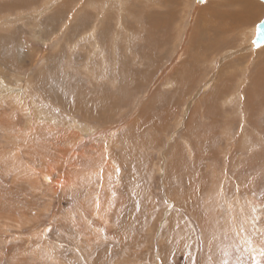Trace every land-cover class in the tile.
<instances>
[{"label":"rangeland","instance_id":"1","mask_svg":"<svg viewBox=\"0 0 264 264\" xmlns=\"http://www.w3.org/2000/svg\"><path fill=\"white\" fill-rule=\"evenodd\" d=\"M109 1L42 0L39 5L50 4L46 10L0 15V38H10V43L0 46L1 86L10 87L17 97L34 95L30 92L34 78L43 67L47 71L57 67L63 70H60L63 75L78 80L88 78L81 71L86 62L87 75L93 71L97 77L98 66L89 61V50H95L92 46L95 41L82 40L87 34L78 35L70 44L66 40L71 22L83 16H91L84 32L100 30L104 19L113 14ZM229 1L204 0L197 5L196 0H171L170 3L169 0H126L124 8L114 7L126 25H134L142 6L154 11V16L161 15L163 20L165 17L174 20L175 24L169 34L172 44L167 46L164 61L149 83L135 90L128 107L124 108L128 104L123 102L119 105L128 116L122 111L121 115L114 116L113 124L101 120L91 123L80 114L67 115L57 106L34 97L29 103L32 111L23 105L20 113L8 103L0 104V264H264V53H260L264 44L256 50L251 44L255 27L264 19V3L259 0H250L259 7V15L251 24L248 17L244 24H234V31L220 39V48L202 57L193 71L196 78L192 92L180 100L164 128L151 133L154 136L148 140L152 148L147 163L143 172L133 174L139 180L140 193L147 204L134 213L138 216V229L132 235L119 240L115 236L118 202L114 198L116 192L107 191L122 175L118 170L110 169L104 175L102 189L99 182L90 184L89 188H84L86 185L81 182L82 187L54 193L44 178L46 161H52L54 167L62 162L56 157L59 146L69 149L77 144L74 152L78 153L100 144L105 160L109 161L113 154L117 156L125 139L123 133L131 129L143 106L169 78L170 71L186 58L196 56L192 50L190 57L186 52L207 5L208 13L216 20L217 11L232 14L239 11ZM58 8L63 12L49 26L50 32L42 31L38 21L51 17ZM70 53L87 54L88 60L78 57L75 61V55L70 57ZM57 55L60 58L54 61L52 57ZM109 56L108 71L113 72L116 62L123 60H115L111 53ZM92 61L100 59L93 57ZM68 63L73 64L70 67ZM72 84L75 85L74 79ZM101 84L112 83L104 79ZM92 85L87 81L83 87L93 88ZM72 88L79 89L77 85ZM107 91L108 95L112 92ZM204 98L209 101L207 109L201 110ZM7 99L3 100L9 102ZM38 109L41 115L46 113L44 118L49 121L42 124L51 127L52 138L46 135L42 138L41 123H37L33 135L27 136L23 131H28L25 120L32 112L39 116ZM15 122L18 128L13 125ZM10 123L11 129L6 128ZM87 123L98 134L107 129L108 139L102 133L96 138L88 137ZM55 134L77 139L72 144L68 137L67 146L54 140ZM177 146L183 171L179 168ZM51 151H55V157ZM90 157L95 158L94 152L90 151ZM70 158L68 165L75 159ZM82 166L86 167V163ZM64 171L58 167L54 178ZM78 173L85 178L84 171ZM96 202H102L97 209Z\"/></svg>","mask_w":264,"mask_h":264},{"label":"bare ground","instance_id":"2","mask_svg":"<svg viewBox=\"0 0 264 264\" xmlns=\"http://www.w3.org/2000/svg\"><path fill=\"white\" fill-rule=\"evenodd\" d=\"M41 1L42 0H0V15L1 17L5 14L14 16L22 11L25 12L30 10H46L50 4L46 3L44 5H39ZM110 1L109 2L112 5L113 17L107 15L108 17L104 19L103 27L100 30L94 29L90 32H84L86 30V25L89 24V21H91V16L90 18L87 16H83L80 19L74 18L76 22L72 20L73 22H71L72 25L71 27H69L70 30L66 40V43L70 44L74 42L73 38L77 37L78 35L87 34V36L82 40H91V42L95 41L92 45L95 47V50L93 52L89 50V61H91L90 63H94V65L98 66L97 69L99 72H96L97 77L94 76L95 72L93 71L91 72L93 74H90L89 72V75H87L88 70L86 66L89 67V65L86 61V66L83 64L84 66L81 71L85 74V76H88V78L86 77L80 79L78 77V80L76 77L63 75L60 71L62 69L58 70L57 67H52L53 70H51L50 68L49 71H47V67L45 66L42 68V70L40 69V72H38L36 77L34 78L33 88L32 91H30L31 93H34V95L26 94L25 96L19 95L17 97V95L14 94V91H11L10 87L4 84H2L1 86L0 84L2 88V90L0 91L1 106L8 103L9 105H12V107H14V111L19 109L20 112L22 109H24V106L26 107L27 111H32L31 107H29V103L30 98L33 99L34 97L39 98L40 101H45L46 104H50V106H57L61 112H64L67 115L76 116V114H80V116L82 115L86 120L91 121V123L101 120L105 124H113L116 120L114 119V116L116 117L118 115H121L122 111L125 112V110L120 107V104L122 102L126 103L128 105H126L124 108L128 107L130 105V103L128 102L130 100L132 101V96L134 95V93H136L135 90L137 91L145 87V84L149 83L152 74L156 72L159 64L164 61V58L168 54L167 51L169 50L167 46L172 44L170 42L172 36L169 34L172 32L175 22L174 20L167 17H165V19L163 20L161 15L154 16V11H148L144 6H142L140 8V11L138 12L139 14L137 13L138 18L135 20L134 25H126L125 20H123L124 18L121 17L122 15L116 14L114 12V7L116 5L124 8V3L126 0ZM170 1L171 0H169V3ZM136 3H138V1ZM228 4L239 7V11L233 14L231 12L223 13L221 11H217L216 13H214V17L217 21L214 18H211L212 14L208 13L209 4L207 5L208 7L205 8L204 14L199 19L198 26L193 34L192 41L186 52L190 57L189 51L192 50L195 52L196 56L191 59L186 58L183 64H181L177 68L175 67L170 71V74L167 76L169 78H167L165 82H162L161 84L163 88L161 87L155 92L153 97L148 101L147 105L143 106L144 108L141 114L138 116V119H135V121L131 124V129L128 132L126 131L127 133H123L125 135V139L118 148L117 156H114L113 154L112 158H110L109 161L105 160L103 152L100 150V148L102 147L100 144L98 145L99 148L94 144L90 147L89 150H84L78 153L74 152V147L77 144L75 146L72 145L73 147L69 149H67V147L59 146L56 157L58 159H62V162H58L60 165L58 167L65 171L61 173V175L56 179L54 178V175L58 174V167H54V165H52L51 163L52 161H46V174L44 175V178L48 183L51 184V192L53 190L54 193L59 190L71 191L78 186L82 187L83 184L87 186H85L84 188H89L90 184L92 185L96 182H99V187L100 189H102V178L109 172L110 169L112 171L118 170L120 172V175L122 174L121 176H119L117 184L114 185L112 189L107 191L112 193L113 191L116 192L114 198L118 202L117 208H119L116 209V217H118L116 226L118 229L115 232V236L117 237V239L123 238L124 236L129 234L132 235V233H134L138 229V216L135 217L134 213L137 214V211L141 207L143 208L145 203L147 204V201L145 202L143 194L140 193V185L138 182L139 180L136 179L135 175L136 173L140 174L141 171L143 172V166L147 163L149 157L148 154L152 148L151 143L148 142V140L150 139V137L154 136V134L152 135L151 133H153L154 130H162L165 126L168 116L174 113V111L178 107L177 104H179L180 100L182 98H185L187 94L192 92L193 79L196 78V75L193 74V71L195 70L197 64H199L203 59L202 57L205 58L206 54L210 53L212 49L220 48V39L222 38V36H226L234 31V24H244L246 19L245 17L249 18L248 22L251 24L256 16L259 15V7L250 0H230ZM61 10L62 9L58 8L51 17H46L45 19L38 21V27L41 28L42 31L47 29L46 31L50 32L48 30L49 26H51L53 21L58 18L57 16H60L62 14L63 11ZM172 13L174 14V12ZM112 30H118L121 33H113ZM4 43H10V38L1 37L0 46L4 45ZM74 45L77 47L78 44L75 43ZM74 45L72 46L73 49L75 48ZM11 46L15 45L11 44ZM260 47L253 48V50H256ZM122 48L125 49L124 52L126 53L123 54ZM25 49L27 50L29 48ZM109 53L113 55L112 58H115V60H123L122 63H120L119 61L120 64L116 62L113 67V72L108 71V69L111 68H108L110 58ZM260 53H264V48L262 51H260ZM155 54H159L157 58L154 57ZM69 55L70 57L75 55L73 58L75 61L76 59H78V57L80 59L83 58L88 60L87 54L84 55L81 53H70ZM123 56L127 57V59L124 60L122 58ZM91 57H99L100 61L94 62L92 61ZM56 58L58 59L60 58V56L58 57L57 55L52 57L54 61ZM70 64L73 63H68L69 66ZM90 75H93V79ZM73 79L75 85H77L79 89L72 88L73 86H75L74 84H72ZM104 79L110 80L112 84H101L102 82H104ZM76 80L79 82L81 87L78 86ZM93 80H96L97 82L94 83ZM87 81L91 82V85L92 83H94V85H92L93 88L88 87L87 89L83 87L84 83H86ZM108 89L112 90V92H110L111 94L109 95L107 94ZM4 98H8L7 100L9 102L3 100ZM208 101V98H204L201 100V110L202 108L204 110L207 107ZM6 108L8 109V106ZM195 110L197 113L198 108H196ZM36 112L38 113L39 109ZM32 113L33 114L29 113L31 114L30 118L28 117L29 119L25 120V122L27 123L26 125L28 131L25 132V130H23L24 133H27V136L33 135V132L36 131L37 123H41L40 132L43 135L42 138L46 136V138L50 137L51 127L49 125H46L45 123L44 125L42 124V121H49L48 118H44L46 113L43 112V115H41L42 113H38V117L34 112ZM125 115L128 116L126 112ZM50 116L52 117L53 114ZM66 121L67 120H65L63 124H65ZM53 122L55 123V120H53ZM53 122L50 121V123ZM5 123L8 124L6 121ZM15 123H13V125L18 128V122ZM10 126H12V123H10L9 126L5 127L11 129ZM202 126L204 127L207 125ZM92 128L93 126L91 127L90 124L86 126V132H89L88 137H91L93 135L96 138V136H101L99 134L102 133V135H104L106 139H108L106 132L107 129L98 134L99 131L95 132ZM110 129L112 130L113 128ZM187 130L189 131V128ZM19 131L23 132L22 130ZM188 131H186L187 140L190 137ZM55 135L57 137L54 140L61 141L63 142V144H67V146L68 137L69 140L73 141L72 144L77 139L72 135H66V137H63L62 134ZM194 136L195 134L193 135V137ZM103 140H97V142H103ZM44 144L46 145V143ZM21 146L22 145H20V147ZM48 146L49 145H47V148ZM43 148L45 149V147ZM178 148L179 146H177V151L179 154L180 148ZM51 150H53L52 147ZM90 151L94 152L95 158L92 159L90 157ZM51 152L54 153L55 157V151ZM70 156H74L75 159H73L71 161L72 163L68 165L67 161L71 160ZM46 158L48 157L46 156ZM140 159L146 160L141 162ZM182 162L183 161H181L179 154V168L181 171H183L184 169V167L181 166ZM83 163H86V167L82 166ZM104 169L106 170V172L101 173ZM79 170L84 171V179L79 176ZM134 173L135 175H133ZM81 182H83V184H81ZM122 182L124 185L122 184ZM101 204L102 202H96L95 208L97 209ZM86 225L89 226L90 223L87 222ZM125 240L126 239H124V241ZM129 241L131 242V240ZM89 243L91 244V242Z\"/></svg>","mask_w":264,"mask_h":264},{"label":"water","instance_id":"3","mask_svg":"<svg viewBox=\"0 0 264 264\" xmlns=\"http://www.w3.org/2000/svg\"><path fill=\"white\" fill-rule=\"evenodd\" d=\"M264 3V0H259ZM197 4L200 5L204 0H196ZM264 43V19L257 24L255 27V34L251 42L253 48L260 47Z\"/></svg>","mask_w":264,"mask_h":264}]
</instances>
